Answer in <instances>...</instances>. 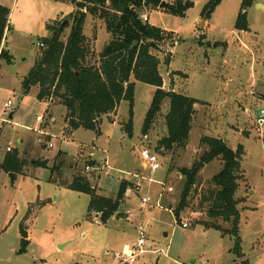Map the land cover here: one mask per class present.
Instances as JSON below:
<instances>
[{
    "label": "rangeland",
    "instance_id": "obj_1",
    "mask_svg": "<svg viewBox=\"0 0 264 264\" xmlns=\"http://www.w3.org/2000/svg\"><path fill=\"white\" fill-rule=\"evenodd\" d=\"M14 1L15 28L6 43L13 62L0 60V164L8 153L18 151L24 166L16 179L0 174V264H126L124 246L138 243L140 228L146 231V252L136 264H264V124L259 125L264 111V0H250L247 32L235 29L245 0H225L211 15L205 11L211 0H162L168 6L192 2L184 18L161 5L140 10L151 26L173 38L155 53L163 89L200 101L185 151L164 154L156 148L167 136L169 99L148 135L143 133L154 86L132 77L136 85L131 133L126 131L130 122L126 101L101 118L100 134L85 129L72 134L60 100L41 101L38 86L26 92L24 80L42 52L38 44L52 37L53 28L63 30L60 41L66 43L80 15L69 0H5L11 5ZM82 11L83 33L90 51L98 56L111 35L103 20ZM8 102L11 106L6 108ZM206 136L223 139L233 150L244 147V176L236 196L241 200L240 254L234 235L197 223L233 228L232 223L194 212L200 196L223 169L219 160L197 169ZM144 149L158 157L160 169L153 170L143 160ZM91 162L97 166L87 171ZM195 165L198 184L178 224L174 212L186 183L180 171ZM76 176H87L98 194L113 199L123 181L131 183L121 205L122 217L116 215L107 224L96 215L90 217L91 197L68 187ZM143 197L161 206L141 207ZM184 223L188 228L182 227Z\"/></svg>",
    "mask_w": 264,
    "mask_h": 264
},
{
    "label": "trees",
    "instance_id": "obj_2",
    "mask_svg": "<svg viewBox=\"0 0 264 264\" xmlns=\"http://www.w3.org/2000/svg\"><path fill=\"white\" fill-rule=\"evenodd\" d=\"M69 1L77 9L86 10L94 19L103 20L111 40L104 50L95 56L90 51L83 33L84 17L75 18L66 43L60 41L63 30L51 29L52 32H56L52 37L41 41L44 47L41 49L40 57L36 59L24 80L26 92L38 86L40 88L38 99L41 101L60 100L68 111V127L72 134L78 129L92 130L100 134L101 118L114 113L120 104L126 101L130 106V122L126 125V131L131 133L136 85L132 82L133 77L136 82L156 88L151 109L143 126L144 136L148 135L155 119L161 113L164 101L169 99L170 108L165 117L167 136L158 142L156 152L164 154L176 150L185 151L193 129L195 105L200 101L163 89L160 61L155 53L160 52L161 46L173 38L165 30L144 22L140 15V10L144 8H158L162 0ZM223 1L225 0H211L205 11H209L211 15ZM250 4V0L243 2L242 11L235 23L237 31L250 30L246 12ZM193 6L192 2L179 1L175 6L170 5L168 11L184 18ZM9 17L10 10L0 3V49L9 26ZM0 58L6 60L8 64L13 62L6 50H2ZM165 62L169 65L170 57L166 58ZM201 147L204 148V153L200 162L208 164L219 160L223 164V169L213 177L210 189H206L200 196L194 212L204 213L206 216L210 214L212 218L223 223H232L233 228L227 231L221 229L218 224L211 225L201 220L197 223L234 235L235 250L240 254L238 224L241 219L239 211L241 200L236 196L244 176L242 168L244 147L239 146L237 150H233L223 139L208 136L202 138ZM33 164L46 166V163ZM196 165L192 169L182 168L180 171L186 178V183L180 204L174 212L178 224L181 223L180 215L190 208L189 197L194 186L198 184ZM23 166L18 151L8 153L0 164V174L5 172L10 174L12 179H16L18 175L23 174ZM89 166L95 168L97 164L91 162ZM68 187L74 192L89 195L90 217L98 214L100 222L107 224L121 212L125 194L127 190L132 189V184L123 181L116 199L98 194L87 176H76Z\"/></svg>",
    "mask_w": 264,
    "mask_h": 264
},
{
    "label": "built area",
    "instance_id": "obj_3",
    "mask_svg": "<svg viewBox=\"0 0 264 264\" xmlns=\"http://www.w3.org/2000/svg\"><path fill=\"white\" fill-rule=\"evenodd\" d=\"M141 19L144 22H149V18L146 14H142L141 15ZM39 48L42 49L44 47V44L42 42H40L38 44ZM11 106V102H8L6 105V108H9ZM44 120V117H38L37 121L38 122H42ZM264 124V111L262 112V115L260 116L259 119V125L262 126ZM41 135H44L43 132H39ZM39 143L43 144V140L39 139L38 140ZM49 147H53V145H49ZM8 151H11V149L9 148ZM141 156L143 158V160L149 162L153 168V170H158L160 169V165L158 163V157L156 155H153L149 150L144 149L141 152ZM145 167H147V164H144ZM92 168L90 166L86 167L87 171H90ZM140 206H149L151 209L154 208L155 206L160 207L161 205L158 203L157 205H155L152 201V199L150 197H143L140 203ZM183 228H188V224L184 223L182 225ZM146 231L143 228L139 229V239H138V243L134 244L132 247H127V249L124 252V259L123 261L126 264H136L138 258L143 255L146 251L144 250V245H145V239H146Z\"/></svg>",
    "mask_w": 264,
    "mask_h": 264
},
{
    "label": "crops",
    "instance_id": "obj_4",
    "mask_svg": "<svg viewBox=\"0 0 264 264\" xmlns=\"http://www.w3.org/2000/svg\"><path fill=\"white\" fill-rule=\"evenodd\" d=\"M7 1V0H6ZM19 1V0H18ZM0 3L8 8L10 10V17H9V26H8V29L6 30V33H5V38H4V41H3V44H2V47L0 49V56H1V52L2 50H6V43H7V39H8V36L10 35L11 31L15 28V25L13 24V14L15 12V8H16V1H14V3L11 5L10 3L8 4L7 2H5V0H0ZM7 51V50H6ZM1 60V58H0ZM2 61V60H1ZM133 81V80H132ZM49 104V103H48ZM7 103L5 104V107H6ZM52 121H53V118H52ZM74 133V132H73ZM18 142L19 143H22V139H18ZM50 145V144H49ZM52 148V147H50ZM122 217V215H121ZM127 247H129V245H126L124 246V250L127 249Z\"/></svg>",
    "mask_w": 264,
    "mask_h": 264
},
{
    "label": "water",
    "instance_id": "obj_5",
    "mask_svg": "<svg viewBox=\"0 0 264 264\" xmlns=\"http://www.w3.org/2000/svg\"><path fill=\"white\" fill-rule=\"evenodd\" d=\"M160 7L163 8V9H166V8H168L169 6L167 5V3L162 2ZM77 14H79L80 17H83V11H82V10H78ZM206 17H207V14H206V16L204 17V19H203L201 22H199V23L197 24L198 29H201V27L203 26V24L206 22ZM66 24H67V22L64 23V25L61 27V29H63V27H64ZM12 117H13V116L11 115V116H10V119H12ZM200 166H204V164L201 162L200 165L197 167V169H198ZM209 216H210V215H209ZM120 217H121V215H120V214H117V218H120ZM96 218H97V219L99 218V215H98V214L96 215ZM24 237L27 238L28 236H27L26 234H24Z\"/></svg>",
    "mask_w": 264,
    "mask_h": 264
}]
</instances>
